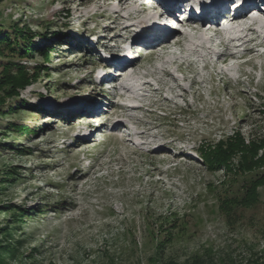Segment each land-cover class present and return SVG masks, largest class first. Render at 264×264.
Segmentation results:
<instances>
[{
	"label": "rangeland",
	"instance_id": "1",
	"mask_svg": "<svg viewBox=\"0 0 264 264\" xmlns=\"http://www.w3.org/2000/svg\"><path fill=\"white\" fill-rule=\"evenodd\" d=\"M115 2L0 0L1 35L27 30L42 48L52 47L48 59L41 52L0 56V73L13 61L32 76L17 98L0 103V261L264 264V182L242 204L231 202L243 192V181L260 177L264 168L236 174L211 170L199 154L202 144L236 130L245 140L264 136V57L253 58L255 68L241 59L230 61L253 73L240 80L221 75L220 66L212 65L213 54L206 68L200 58L192 56V64L180 58L168 66L171 77L161 76L162 89L153 91L158 84L149 74L161 59L151 50L135 54L136 83L146 76L150 88L134 90L132 103L140 107L125 111L119 106L128 101L111 87L122 77L121 68L100 73L112 62L103 55L119 45L115 33L127 42L133 33L110 22L108 10ZM229 5L235 6L232 0ZM143 15L133 12L132 27ZM120 81L114 83L118 89ZM178 81L185 95L172 101L181 91L170 92L169 84ZM2 94L0 88V99ZM118 120L124 128L111 129ZM13 124L30 132L17 137L21 134L8 128ZM150 134L158 135L162 150L152 148ZM9 141L13 148L1 146ZM180 147L186 150L178 153ZM11 206L26 212L13 218Z\"/></svg>",
	"mask_w": 264,
	"mask_h": 264
},
{
	"label": "bare ground",
	"instance_id": "2",
	"mask_svg": "<svg viewBox=\"0 0 264 264\" xmlns=\"http://www.w3.org/2000/svg\"><path fill=\"white\" fill-rule=\"evenodd\" d=\"M152 1L153 0H149V2ZM159 1L165 3L169 10H173L174 6L181 8L179 4L182 0ZM229 1L230 0H191L189 5H184L182 7L187 14V19L184 24L181 23V26L187 27L189 32L181 33L179 30L170 29L172 31H177V34H174L172 31H166L161 24L162 22L160 23L157 21L159 15L155 14L152 8H150L148 12H145V9L138 4L139 0H116V7L108 10L110 22L112 21L113 23L120 25L118 27L119 30L133 32L127 47L117 44V47L115 46L112 49L113 53L109 54V56L103 55V57L106 56L108 57V60L112 61L109 62V67L112 68L115 64L121 65L120 72L122 74V81L119 83L120 89L114 84L119 82V79H121L120 77L117 80H113L114 83L111 85L113 89L119 91L118 94L120 97L128 101L127 104H122L119 108L124 109L125 111L139 108L140 105L132 103L133 99L135 97L137 98L134 90H146L150 88V82L146 76H143L144 79L136 83L138 81L137 79L140 78V76L137 75L138 66H136L126 55L130 44L131 47L135 45V43L132 45L133 41L139 42L138 45L140 42L142 43V41H144L149 47H147V50H151L150 55L157 56L161 59L160 64L155 65L153 71L149 74L155 78L158 84L157 87H152L153 91L162 89L161 85L164 82H162L161 76L171 77L170 75L172 72L168 68L170 64L178 63L180 58L183 59V62L192 64L193 59L191 57L193 56L197 57V59L200 58L203 60L202 67L206 68L209 64L208 58L212 54H215V48L220 49L215 54L212 65L215 67L220 66L219 68L221 70L219 73L221 75L230 79L235 78L236 80H240L242 75L252 77L253 73H244L243 70H241V62L238 63L237 67H234L229 64V61H232L233 59H241L242 64H248L255 68L256 66L253 63V58L264 57V53L259 52V47H264V13H261L264 12V0H236V10H231L230 7H227ZM220 7L223 8L224 15L226 16L225 18L230 24H235L238 27L233 30H227L225 33L228 37H224L222 33L218 32L214 24L207 27V25L203 23V20L207 18L217 20L221 15ZM133 12H135V14L138 12L144 13L143 17L137 20L140 24H137L136 28L132 27V25H135V23H132L131 21L133 18ZM164 22L166 24L168 23L166 20ZM174 22L176 21L174 20ZM144 27L146 28L142 30ZM209 32L212 33L210 34ZM115 37L119 39V44H122L127 40L122 34L119 35V33H115ZM175 50H177L178 53ZM232 71H235L238 75H233ZM180 80L183 79L180 78ZM134 85H136L137 88H135ZM183 87L184 86H180L179 81L176 82V84H169L168 89L170 92H173L175 89H180L181 91L179 93L177 91L176 94H173L171 98L172 101L176 97L184 98L185 93ZM128 117L130 118L129 115ZM184 120L185 122L187 121V119ZM91 121H94V119H91ZM197 121L203 122L204 118H199ZM117 128H124V125L120 120L115 121L111 129ZM141 132L142 131H136L135 133L140 134ZM127 135H129L132 140L133 134L127 132ZM149 137H153V141L151 140L150 142H155L158 135L150 134ZM142 143L144 144L146 142ZM153 145L152 148L156 151L162 150L160 144L156 145L155 142ZM185 150L184 147H180L178 153H183Z\"/></svg>",
	"mask_w": 264,
	"mask_h": 264
},
{
	"label": "trees",
	"instance_id": "3",
	"mask_svg": "<svg viewBox=\"0 0 264 264\" xmlns=\"http://www.w3.org/2000/svg\"><path fill=\"white\" fill-rule=\"evenodd\" d=\"M63 36L64 38L68 36L70 37L68 34H64ZM33 37L34 35L29 33L27 30L15 29L13 36L5 32L2 33L0 36V56L7 52V56L14 57L17 54L20 57L27 58L31 57L34 52H41L45 59H48L52 47L42 48L39 44L33 41ZM19 38L21 39L22 44L21 41H18ZM42 66L43 65H38L36 68H40ZM10 68L15 70L14 75H10ZM43 68L45 69L47 67L43 66L42 69ZM31 78L32 76L28 74L26 66L13 61L7 62V65L3 66V71L0 73V88L3 90V96L0 99V103H3V99L6 97L11 99L17 98L19 95L18 90L31 83ZM11 126L8 127L10 130L21 134L17 135V137L30 132V129L27 126L15 127L14 124ZM32 132L34 133L36 130L33 129ZM2 135L6 136L9 134L6 132ZM262 140H264V136L258 137L253 134L250 138L245 140L242 133L236 130L230 135L218 139L214 144H202L199 154L208 169L215 170L221 168L230 174H236V172L244 173V171H251L255 168H264V150L260 155L258 154V151L264 148V144H261ZM1 146L13 148L11 141L3 143ZM6 172V174H8V179H13L12 177L15 175L14 171L12 169H8ZM260 182H264V173L260 177H254L251 179L248 178L243 181L240 185L241 189L243 188V192L240 194H234V197L231 198V202L235 205L242 204L248 195H252V193L255 194V187L257 183ZM10 208L13 210V218L22 216L26 212L19 209L20 207L11 206ZM0 264H2V261H0Z\"/></svg>",
	"mask_w": 264,
	"mask_h": 264
}]
</instances>
